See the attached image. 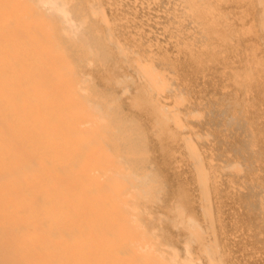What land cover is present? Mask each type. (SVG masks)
Returning a JSON list of instances; mask_svg holds the SVG:
<instances>
[{
  "label": "bare ground",
  "instance_id": "6f19581e",
  "mask_svg": "<svg viewBox=\"0 0 264 264\" xmlns=\"http://www.w3.org/2000/svg\"><path fill=\"white\" fill-rule=\"evenodd\" d=\"M0 264H264V0H0Z\"/></svg>",
  "mask_w": 264,
  "mask_h": 264
}]
</instances>
